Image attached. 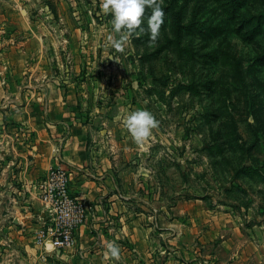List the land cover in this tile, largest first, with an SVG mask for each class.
Returning <instances> with one entry per match:
<instances>
[{
    "label": "rangeland",
    "instance_id": "obj_1",
    "mask_svg": "<svg viewBox=\"0 0 264 264\" xmlns=\"http://www.w3.org/2000/svg\"><path fill=\"white\" fill-rule=\"evenodd\" d=\"M102 3L0 0V49L15 51L14 66L0 62V86L17 94L14 106L38 104L43 116L48 89L82 113L77 122L109 156L115 184L155 204L161 264H193L186 255L203 230L205 255L218 257L205 264H264V0H163L155 41L133 32L122 49L109 40L121 33ZM135 109L157 120L142 142L123 124ZM10 189L0 194V264H126L103 249L65 259L70 248L44 246L38 192ZM187 210L209 216L194 230ZM24 223L37 224L33 235L16 236L13 225Z\"/></svg>",
    "mask_w": 264,
    "mask_h": 264
},
{
    "label": "crops",
    "instance_id": "obj_2",
    "mask_svg": "<svg viewBox=\"0 0 264 264\" xmlns=\"http://www.w3.org/2000/svg\"><path fill=\"white\" fill-rule=\"evenodd\" d=\"M14 52L11 46L1 47L0 62L10 59L14 66L11 58ZM58 92L51 89L45 92L44 97L50 106L43 116L38 104L31 106L23 102L14 106L13 97L17 94L0 86V194L11 188L9 193L12 194L35 195L48 170L52 166H60L68 173L71 193L85 202L90 212L76 229L75 243L68 253L63 254L65 259L68 256H94L102 249L106 251L109 242H115L120 248L119 258H125L122 263L161 264L166 261L163 248L167 246L162 241L165 235H162V226L157 227L155 204H147L139 189L133 193L125 192L115 184L109 156L89 142V128L77 122L75 117L82 113L72 109L67 100L60 102ZM20 94L23 96V92ZM3 98L8 101H2ZM63 137L65 139L61 140ZM38 202L40 207L36 211V218L41 221L43 206L40 200ZM146 205L149 212L145 211ZM135 206L141 208L137 207L134 211ZM187 213L191 215V228L194 230L209 216L203 210L201 218L189 210ZM13 226L16 236L22 232L25 236L28 231L31 236L37 224ZM197 236L199 240L188 249L187 262H213L218 257L205 255L203 248L208 246L209 238L204 230L198 232ZM171 249L180 255L178 247ZM109 258L113 263L114 257Z\"/></svg>",
    "mask_w": 264,
    "mask_h": 264
},
{
    "label": "clouds",
    "instance_id": "obj_3",
    "mask_svg": "<svg viewBox=\"0 0 264 264\" xmlns=\"http://www.w3.org/2000/svg\"><path fill=\"white\" fill-rule=\"evenodd\" d=\"M162 3L163 0H103L101 5L103 13H112L110 23L113 30L121 33L119 39L109 37L113 46L122 49L123 42L127 41L133 32L140 35L146 30L149 33V42H154L163 23ZM146 7L151 9V14L147 19V29L143 27ZM112 58L114 59V57ZM116 118L120 119L119 116ZM123 124L134 140L142 142L151 135L152 129L157 126V120L149 110L135 109L123 117ZM104 255L118 259L120 256L119 246L115 242H109Z\"/></svg>",
    "mask_w": 264,
    "mask_h": 264
},
{
    "label": "built area",
    "instance_id": "obj_4",
    "mask_svg": "<svg viewBox=\"0 0 264 264\" xmlns=\"http://www.w3.org/2000/svg\"><path fill=\"white\" fill-rule=\"evenodd\" d=\"M57 150V148H56ZM38 197L43 206L37 241L54 249H69L75 243V231L89 216V207L73 195L67 171L52 166L41 181Z\"/></svg>",
    "mask_w": 264,
    "mask_h": 264
}]
</instances>
